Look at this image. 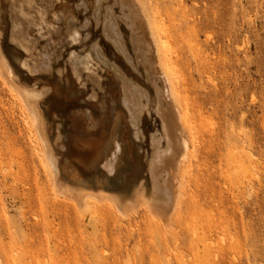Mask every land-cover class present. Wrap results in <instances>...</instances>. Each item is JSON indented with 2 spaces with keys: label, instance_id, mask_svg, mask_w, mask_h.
Instances as JSON below:
<instances>
[{
  "label": "rangeland",
  "instance_id": "374dc122",
  "mask_svg": "<svg viewBox=\"0 0 264 264\" xmlns=\"http://www.w3.org/2000/svg\"><path fill=\"white\" fill-rule=\"evenodd\" d=\"M7 1L0 8L1 43L8 53L17 52L20 71L30 77L24 52L9 41ZM86 1L92 9V0ZM140 1L159 30L158 38L173 46L182 91L189 96L197 124L198 152L187 172L182 211L173 213L169 231L152 226L143 215L132 221L96 211L95 216L83 215L56 197L54 181L0 80V264H264V0ZM75 2L60 0L50 11L51 24L55 15L64 14L58 35L63 40L75 25L72 18L80 19L70 10ZM63 46L53 74L34 76L58 88L45 108L51 127L62 130L58 146L70 156L67 165L82 169L91 182L100 170L115 181L128 178L129 186L136 177L148 180L150 136L159 129V119L154 112L146 113V136L135 139L127 110L118 107L122 91L115 74L105 70L98 90L77 80L69 62L67 71L56 75L71 50L65 40ZM134 71L135 79L150 88L141 66ZM110 110L111 127L120 130L123 162L108 175L104 161L96 165L91 160L84 167L77 152L81 142L95 137L93 130L102 128L96 121L99 113Z\"/></svg>",
  "mask_w": 264,
  "mask_h": 264
},
{
  "label": "bare ground",
  "instance_id": "6f19581e",
  "mask_svg": "<svg viewBox=\"0 0 264 264\" xmlns=\"http://www.w3.org/2000/svg\"><path fill=\"white\" fill-rule=\"evenodd\" d=\"M59 1L6 2L10 25L9 41L24 52V68L31 78L20 71L21 61L17 58V52L11 54L3 48L0 24V80L22 116L26 130L24 133L41 158L44 170L53 179L56 197L63 198V201L79 209L83 215L90 212L89 214L93 213L95 216L96 211L99 215L113 214L119 220H131L143 215L152 226L157 227L160 224L162 227H170V231L173 227L170 218H173L177 208L181 211L183 209L188 191L187 172L198 152L197 124L189 96L182 91V76L173 56V46L168 40L158 38L159 30L140 0H92V9L86 0H76L77 4L75 2L74 8L70 9L73 17L80 16V19L72 18L75 21L70 23L75 25H71L65 32L64 40L71 50L66 60L64 58V64H59L61 69L56 70V75L62 73L65 63L69 62L72 66V69L68 66L69 70H72L77 80L90 83L98 90L105 70L112 75L114 73L122 91L118 107L127 110L130 126L138 141L146 136L143 125L146 113L154 112L160 122L159 129L150 136L153 153L149 166L147 165L148 169L146 168L148 180L136 177L134 186H129V183H125L128 178L115 181L100 170L94 175L92 182L88 181L83 177L85 175H82V169L67 165L69 155L62 154L58 146L63 136L62 130L51 127L49 123L45 102L53 98L58 88L52 87L47 79L43 80L44 83L40 82L42 84L37 79L40 75L53 74V68L62 57L64 40L58 35L61 34L64 14L53 15V24L49 20L51 9ZM114 6L118 7L116 11ZM86 13L88 17H83ZM97 29L100 30L99 39L97 34L93 35L97 33ZM41 39L44 40L41 42ZM137 64L143 70L145 81L151 84L150 88L132 75ZM32 75L37 77L32 78ZM70 77L73 78L72 75ZM92 95H97L96 90ZM56 106L55 109L59 108ZM98 117L96 121L103 125L102 128H95L92 131L95 137L81 142L83 148L77 153L84 161V167L91 160H95L96 165L104 161L109 175L123 162L120 155L123 147L118 139L120 130L116 129V125L111 127L114 111L99 113ZM91 145L96 147L95 150H91ZM77 163L79 165V161ZM133 214L135 215L132 216Z\"/></svg>",
  "mask_w": 264,
  "mask_h": 264
}]
</instances>
